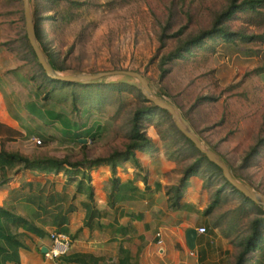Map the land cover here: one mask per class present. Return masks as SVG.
<instances>
[{"label":"rangeland","instance_id":"obj_1","mask_svg":"<svg viewBox=\"0 0 264 264\" xmlns=\"http://www.w3.org/2000/svg\"><path fill=\"white\" fill-rule=\"evenodd\" d=\"M31 1L39 6L42 40L68 69L62 73L114 69L141 72L156 95L180 107L203 143L224 159L239 181L264 194V5L257 10L238 11L225 21V29L234 33L233 40L219 33L209 35L183 57L164 65L167 71L163 73L159 65L162 57L187 39L212 29L217 15L231 0ZM25 33L23 0H0V110L6 111L14 123L0 117V149L34 158L67 156L71 161L124 150L135 111L147 104L137 95V88L142 89L140 81L114 75L96 80L97 84L90 87H75L82 97L76 103L79 110L74 111L72 89H54L47 81L27 47ZM110 82L133 87L116 89L108 85ZM48 111L62 112L76 120L86 141L65 134L62 122L49 117ZM143 124L154 147L137 151L136 156L156 182L155 187L174 194L173 186L198 154L160 111L147 116ZM88 129L90 133H85ZM18 173L9 171L11 176ZM89 174L93 198L78 192L76 183L61 172L33 170L20 185L31 179L40 181L48 191L53 184L55 192L66 194L67 205L74 211L85 212L89 206L83 220L88 227L94 210L99 219H112L116 214L110 204L111 165L93 168ZM117 174L123 187L115 192L113 200L128 203L134 187L141 185L143 173L128 160L117 163ZM190 179L186 200L194 207L189 214L202 212L218 235L233 244L231 252L217 254L212 264H234L241 241L254 232L257 209L224 185L218 204L206 214L223 180L207 165ZM96 202L106 206L98 208ZM19 210L30 211L27 207ZM262 229L264 234V226ZM50 238L48 247L53 242ZM247 264L264 262L249 260Z\"/></svg>","mask_w":264,"mask_h":264},{"label":"trees","instance_id":"obj_2","mask_svg":"<svg viewBox=\"0 0 264 264\" xmlns=\"http://www.w3.org/2000/svg\"><path fill=\"white\" fill-rule=\"evenodd\" d=\"M31 2L36 34L41 47L46 52L52 65L58 71H67L68 69L59 63L57 54L53 52L42 40L39 30V6L35 3V1ZM263 5L264 0H231L229 6L217 15L212 29L206 30L194 37L187 39L186 41L181 43L175 50L162 57L159 64L161 71L163 73L166 72L167 68H164V65L168 64L174 59L183 57L185 52L190 51L192 47L200 44L204 40V38L209 35L219 33L225 39L233 40L234 33L229 32L225 29V21L232 18L233 15L238 11L246 9L257 10ZM25 38L27 47L32 53L35 62L42 70V73L46 77L47 81L53 84L54 89L70 86V88L72 89L71 100L74 105V111L79 110L76 103L77 101H81L82 94L81 92L75 90V87H90L92 85H96V81L65 82L62 80L50 78L39 63L35 51L33 50L26 33ZM99 83L103 84L104 82L102 81ZM108 85L116 89H123V86L129 88L133 87L129 84H124L121 82H110ZM137 91L138 97L147 104L146 106L139 107L135 111V114L132 118L131 130L128 134V142L124 150H117L108 155H100L93 158L84 156V158L81 160L71 161L67 156L63 158L53 156H37L34 158L24 155L20 152L8 151L2 148L0 149V189L7 185V183L14 176L8 174L10 170H14V173H18L19 171L27 173L28 171L33 170L39 173L53 172L57 174L61 172L63 173L64 177L68 179V181H74L76 183V186L79 189L78 192H85L89 197L93 198L94 186L91 183V176L89 174V171L93 168L109 164L111 165L112 170L111 200L113 202V196L115 192L117 191L116 193H118V191L122 190L123 187L122 183H120V178L117 176V163L121 161L132 160L143 173L141 176L145 183V189L152 190V185L149 181L148 174L146 173L143 165L136 156V152L149 150L154 147L152 138H150L144 130L143 121L147 116H150L155 111H160L161 113L169 117L170 120H172V124L181 134V137L187 143H189L198 154L195 161L185 169L179 183L173 186L172 191H174V194H171V191L167 192V194L170 196L172 207H178L181 204L182 198L186 195V190L190 178L193 175H197L203 165H207L210 172L217 173L221 177L223 182L222 185L218 189H216L214 193V199L205 209L206 214L210 213L211 210L218 204L219 200L221 199V193L224 189V185L229 186L231 189L237 191L245 202L252 204L257 209L259 214L258 218H256L253 222L254 232L241 241V250L237 255L234 264H247L249 260L251 262L252 260H260L261 262H264V234L263 229L261 230V227L264 226L263 207L246 197L231 185V183L224 177L222 169L215 163L211 162L208 157L204 153H202L195 146V144L179 130L176 124H174L172 115L168 111L157 107L152 102H149V100L144 96L141 88H137ZM85 96L87 95L85 94ZM48 115L52 119H56L62 122V124L64 125V133L68 136L71 135L75 137L76 141H78L82 137L80 126L76 120L70 119L62 112L48 111ZM85 133H90V130L88 129ZM254 151H256V148ZM26 186L28 187L27 190H25ZM53 186L54 185L52 184L51 189L46 191V187L43 186L40 181L29 180L17 189L12 190V198H22V200L26 201L29 204H32L36 209H38V211H35V213L32 215L34 217H27L21 213H17L11 207V203L0 205V264H6V261L10 259L19 261V257L18 255H16L17 250L20 247L24 246V244L22 243V239L20 238V236H23L24 234L19 230L20 228H23L26 231H29L41 237L49 233L46 228L49 226H55L58 229L64 230L63 223L66 220L67 214L73 208L71 206L64 207L66 194L58 195L55 190H53ZM134 189L137 190L138 188L134 187ZM37 213L40 215L39 218L35 217L38 215ZM96 215L97 214L95 210L91 212L88 223L89 227H91V223ZM36 219L39 224L36 223ZM58 259L62 263L99 264L97 262V258L93 254L89 253L67 254L59 257Z\"/></svg>","mask_w":264,"mask_h":264},{"label":"crops","instance_id":"obj_3","mask_svg":"<svg viewBox=\"0 0 264 264\" xmlns=\"http://www.w3.org/2000/svg\"><path fill=\"white\" fill-rule=\"evenodd\" d=\"M0 117L14 125L6 111L0 110ZM27 173L14 175L7 185L0 189V205L11 203L13 205L11 207L17 213L34 217L32 215L38 209L22 198L10 197V191L21 186L20 180ZM140 177L143 180L142 176ZM148 177L152 190L145 189V183L142 181L138 189L130 193L128 203L110 201L116 211L112 219L103 216L99 219L96 215L97 222L94 224L95 217L91 227H86L83 220L86 209L90 207L87 206L85 212L81 213L74 211L72 207L71 213L67 214L63 223L64 230L53 226L54 229L71 235L73 243L67 254H93L99 264H212L216 261L214 257L217 254L225 256L226 252L232 251L233 244L218 235L217 228L210 226L206 215L199 211L195 212L194 216L189 214L188 211L194 206L188 204L186 195L178 207H172L167 191H159L153 178ZM66 201L65 199L64 207H69L70 204L67 205ZM95 204L97 205V202ZM105 206L104 203L97 205L102 209ZM21 207L23 209L27 207L30 211L27 213L20 211ZM35 217L39 218L40 215ZM36 223L39 224L37 219ZM201 226H205L207 232L198 233L196 248L191 250L187 243L186 231L190 227H195L198 232ZM46 228L50 234L53 228L50 230L49 227ZM19 230L24 234L20 236L24 246L20 247L16 254L19 261L10 259L6 264H75L62 263L58 258L45 259L42 248L48 247L50 236L41 237L23 228ZM158 233H161L160 237Z\"/></svg>","mask_w":264,"mask_h":264},{"label":"water","instance_id":"obj_4","mask_svg":"<svg viewBox=\"0 0 264 264\" xmlns=\"http://www.w3.org/2000/svg\"><path fill=\"white\" fill-rule=\"evenodd\" d=\"M24 6V16H25V28L28 40L35 51V54L38 58L39 63L45 70L46 74L53 79L62 80L65 82H89L96 81L102 78L114 76V75H125L132 78H136L142 84V91L144 96L152 102L157 107L168 111L176 124L179 130L188 137L195 146L204 153L208 159L219 166L224 177L234 186L238 191L244 194L246 197L262 206L264 209V194L254 188L251 184L239 181L232 173L228 164L220 157L214 150L206 146L201 138L199 137L197 131L193 125L188 121L184 116L180 107L165 98L156 95L152 90L149 80L141 72L136 70H127V69H114L110 71H101V72H77V73H62L58 71L50 62L46 52L41 47L34 23V17L31 8V0H23ZM80 141H86L85 138H80ZM198 232L195 227H190L186 231L187 243L191 250L196 248ZM48 247L44 246L42 248L43 252H46Z\"/></svg>","mask_w":264,"mask_h":264},{"label":"built area","instance_id":"obj_5","mask_svg":"<svg viewBox=\"0 0 264 264\" xmlns=\"http://www.w3.org/2000/svg\"><path fill=\"white\" fill-rule=\"evenodd\" d=\"M207 228L205 226H201L198 228V233H206ZM161 233H158L160 237ZM50 236L52 238V245L48 247V250L44 252L45 259H54L59 258L63 255H66L70 247L72 245V237L66 232L59 231L57 229H53L50 231ZM161 242V240H159Z\"/></svg>","mask_w":264,"mask_h":264}]
</instances>
